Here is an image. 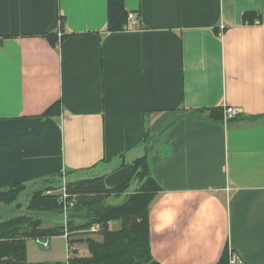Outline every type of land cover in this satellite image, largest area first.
<instances>
[{
    "label": "crops",
    "instance_id": "obj_1",
    "mask_svg": "<svg viewBox=\"0 0 264 264\" xmlns=\"http://www.w3.org/2000/svg\"><path fill=\"white\" fill-rule=\"evenodd\" d=\"M124 4L138 25L109 31L105 0H0V185L73 169L113 188L148 150L159 264H215L225 245L235 264H264V0ZM249 10L260 22L243 23ZM225 106L237 113L221 122L201 111ZM56 238L67 247L47 248Z\"/></svg>",
    "mask_w": 264,
    "mask_h": 264
},
{
    "label": "trees",
    "instance_id": "obj_2",
    "mask_svg": "<svg viewBox=\"0 0 264 264\" xmlns=\"http://www.w3.org/2000/svg\"><path fill=\"white\" fill-rule=\"evenodd\" d=\"M107 7V30L125 29L129 11L124 0H105ZM244 24L260 22L255 11H245L242 15ZM60 22V36L57 33L45 34L50 44L55 46L67 36ZM59 36V37H58ZM206 119L221 122L223 107L202 109ZM61 112L59 100L46 108L42 116L55 117ZM235 116V115H234ZM146 138V137H145ZM147 140L145 139V142ZM146 153L133 161V174L120 185L106 187L102 176L78 177L67 180L60 192L49 191L50 187L37 189L28 204L34 212H61L64 221L45 225L39 216L20 214L0 221V264H159L151 255L149 243V207L156 196L163 190L162 185L152 174ZM75 170L66 169L65 174ZM61 176V175H59ZM138 185L125 195L118 204H107L106 198L120 195L128 189L131 182ZM25 184L11 183L0 185V203L10 204L17 197V191ZM72 203V206H70ZM117 222L116 228L110 227ZM65 223V225H64ZM65 235L68 255L65 262H28L26 242L29 239L40 240ZM92 235L99 236L94 238ZM85 243L88 255L78 256L72 248L75 244ZM230 249L225 245L221 257L215 264H229Z\"/></svg>",
    "mask_w": 264,
    "mask_h": 264
},
{
    "label": "rangeland",
    "instance_id": "obj_3",
    "mask_svg": "<svg viewBox=\"0 0 264 264\" xmlns=\"http://www.w3.org/2000/svg\"><path fill=\"white\" fill-rule=\"evenodd\" d=\"M80 173H83V172H80ZM80 173H67L61 176L51 177L49 179H45V180H42L36 183L24 185L22 188H20L17 191V197L14 200V202L10 204H5V205L0 203V221L6 218H10L12 216L25 214V215H31V216H39L40 218H42L41 220L45 221L44 222L45 224H49V225L52 223L63 222L65 218L64 211L63 213L61 212V214L59 212H41V213H38L37 215L36 212L29 209L28 204L30 202L32 195L37 189H45V188L50 187L49 191L53 190V192L55 193L60 192L61 188L65 185L67 180H74L76 177L78 178V177L83 176ZM136 185H138L137 181L131 182L126 192L127 193L132 192L133 189L136 187ZM124 198H125V193H122L120 195L111 194L106 198L105 202L107 204H118L122 202ZM113 227L116 228L117 225L115 224V226ZM92 236L94 238L99 237L96 235L95 236L92 235ZM50 239L51 238L40 239V241L47 240L49 242ZM29 241H30L29 242L30 255H31V258L35 260V262L46 261V258L49 257L48 255H50V253L52 254L53 252L55 253L56 250H58L59 248L61 249L62 254L60 255V257L59 255H56L58 256L57 259H54V261L52 262H55V261L65 262L68 255H72V252H70L71 250L68 249V246L66 247V245L64 244L65 240H63L62 238H56L54 240L55 242H50L49 248L44 247L38 240L29 239ZM54 246L56 247V249H54ZM88 253L89 252H87L86 254ZM38 258H42L43 260H38Z\"/></svg>",
    "mask_w": 264,
    "mask_h": 264
},
{
    "label": "built area",
    "instance_id": "obj_4",
    "mask_svg": "<svg viewBox=\"0 0 264 264\" xmlns=\"http://www.w3.org/2000/svg\"><path fill=\"white\" fill-rule=\"evenodd\" d=\"M257 23V20L255 21ZM138 25V15L136 12H129L127 16V23L125 25L126 28L135 27ZM237 113V109L233 106H225L223 108V116L224 119L233 117ZM70 206H72V203H70ZM40 241V240H38ZM40 243L44 247H48L47 240H41ZM239 261V257L236 253H234L232 250H230L229 253V264H235Z\"/></svg>",
    "mask_w": 264,
    "mask_h": 264
}]
</instances>
